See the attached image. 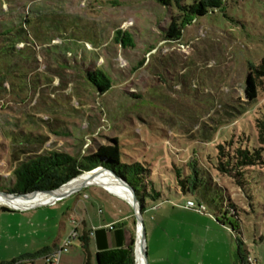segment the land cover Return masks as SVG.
Listing matches in <instances>:
<instances>
[{
    "label": "rangeland",
    "instance_id": "obj_1",
    "mask_svg": "<svg viewBox=\"0 0 264 264\" xmlns=\"http://www.w3.org/2000/svg\"><path fill=\"white\" fill-rule=\"evenodd\" d=\"M171 19L170 9L148 0H0V50L2 41L18 42L10 44L17 50L12 57H0V184L13 183L11 133L43 136V154L78 162L117 138L123 163H148L156 176L163 173L158 189L167 199H146L143 214L149 264H264V194H256L251 213L236 179L209 181L197 153L198 145L209 147L236 125L243 130L248 113L252 120L264 113V84L256 104L246 94L253 66L264 60V0H225L222 10L186 25L177 38L167 37ZM118 31L130 33L134 47L118 43ZM95 69L113 83L103 95L86 77ZM174 163L224 190L243 230L222 226L208 214L224 221L225 213L208 204L203 215L185 207L187 198L172 195L177 185L162 169ZM94 190L26 212L0 206V262L63 246L72 221H80L78 201L90 202L86 194L101 204V211H90L96 224L104 227L123 214L122 206ZM132 222V229L107 234L132 230L135 264ZM100 253L93 241L91 264ZM87 258L77 239L63 264H87Z\"/></svg>",
    "mask_w": 264,
    "mask_h": 264
},
{
    "label": "trees",
    "instance_id": "obj_2",
    "mask_svg": "<svg viewBox=\"0 0 264 264\" xmlns=\"http://www.w3.org/2000/svg\"><path fill=\"white\" fill-rule=\"evenodd\" d=\"M155 1L159 5L170 9L172 19L167 30L168 38L181 36L182 29L201 18L222 10L225 0H148ZM116 41L124 47H134V40L130 33L116 32ZM5 43V44H3ZM18 42L2 41L0 57H12L17 50L14 48ZM10 44H14L13 46ZM91 86L103 95L109 92L113 83L110 77L101 69L91 70L86 73ZM264 84V60L257 66H253L252 73L247 83L246 94L253 104L258 101L259 89ZM256 115L254 120L249 113L240 122L243 130L238 129L234 133L221 136L219 140L212 141L209 147L197 146V153L202 161L206 163L208 180L213 176L222 178L230 176L236 179V185L244 191V195L254 213V198L257 193L264 194V113ZM249 126V127H248ZM249 128V129H248ZM230 130V129H229ZM12 135V133H11ZM10 141L15 146L11 152L10 163L12 169L13 183L9 188L0 184V191L15 195H28L35 192L55 191L70 181L90 172L95 168H105L127 181L135 190L136 195L143 206V214L147 211L146 199L153 203H161L166 200V195L159 191L157 177L162 180V174L157 176L150 164L145 163H123V152L119 139L112 140L109 145L100 146L95 153L78 162L74 158L63 155L42 153L45 144L44 137L31 132L13 133ZM163 172L172 173V183L176 184L170 188L172 195L187 198L199 205L206 207V204L215 208L218 213H225V220L219 221L216 216L206 212L225 228L240 230L242 227L241 215L231 204L227 206L228 198L225 191L216 185L198 181V173L193 177L187 176L183 165L174 163L171 167L162 169ZM2 182V181H1ZM163 183V182H162ZM262 188V190H261ZM9 212L6 207L1 208ZM245 215H251L245 212ZM230 216L233 222L229 221ZM116 229V227H115ZM243 230V229H242ZM82 248L87 253V264H91V239L90 235L83 233L79 238ZM133 244L125 250L104 252L97 255V264H133Z\"/></svg>",
    "mask_w": 264,
    "mask_h": 264
},
{
    "label": "crops",
    "instance_id": "obj_3",
    "mask_svg": "<svg viewBox=\"0 0 264 264\" xmlns=\"http://www.w3.org/2000/svg\"><path fill=\"white\" fill-rule=\"evenodd\" d=\"M92 188H95L96 190H94V193L97 194V196H102L105 197L106 199H109V201H114L116 203H118L120 206L123 207L124 212H122V215H119L117 218H115L114 220L110 221L108 224L101 226L100 224H96L95 220L93 218V216L90 214V211L92 208H97L102 209L101 204L98 203L97 199H92L90 196L88 197V195L86 194L85 196L87 197L86 199H88L87 204L83 201V199L78 201L79 207L77 209H75L74 214H76V216L80 217V221L78 222L79 224V232H80V236H82V234L85 232L87 234L90 235V239H91V244L94 241L95 245H97V249L99 250V252H110V251H119V250H125L128 247L131 246V242H133V233L131 230V233L129 231H123L120 232L119 234H115V236H108V231L107 229H105L106 226L108 225H113V224H117L118 226L116 227L118 228H124V227H129L130 229H132L131 225H132V221L135 219L134 216V211L133 208L131 207V205L126 202V200L122 199L121 197L111 193L110 191L103 189L101 187L98 186H93ZM83 205V206H82ZM82 206V208H81ZM80 209V212L78 211ZM87 220H90L91 226L88 225ZM100 225V226H99ZM105 229V230H103ZM111 232V231H109ZM106 233V234H105ZM61 247L60 244L55 245L53 248H48L45 251H43V253H38L37 255H31V253H24L22 255H18L16 257H14L15 259H29V258H36V257H40L43 256L57 248ZM64 255V254H63ZM63 255L61 257L60 260V264L64 263L63 260ZM17 261V260H16ZM15 262V261H14ZM0 264H4L3 262H0ZM9 264V263H8ZM11 264V263H10Z\"/></svg>",
    "mask_w": 264,
    "mask_h": 264
},
{
    "label": "bare ground",
    "instance_id": "obj_4",
    "mask_svg": "<svg viewBox=\"0 0 264 264\" xmlns=\"http://www.w3.org/2000/svg\"><path fill=\"white\" fill-rule=\"evenodd\" d=\"M93 176V178H91ZM104 184L111 192L118 194L122 199H131L127 190H125L112 175L99 170L94 175H85L72 180L69 184L62 187L55 194L38 193L27 198H6L0 196V206L15 208L20 210H28L48 204H53L61 198L80 190L87 182ZM99 187V186H98ZM104 189V188H103ZM127 202V201H126ZM135 243V264H145L143 256V237L141 231L137 232Z\"/></svg>",
    "mask_w": 264,
    "mask_h": 264
},
{
    "label": "water",
    "instance_id": "obj_5",
    "mask_svg": "<svg viewBox=\"0 0 264 264\" xmlns=\"http://www.w3.org/2000/svg\"><path fill=\"white\" fill-rule=\"evenodd\" d=\"M99 170H103L104 172L112 175L114 177V179L125 189L129 192L130 196H131V199H124L126 200L130 205L131 207L133 208V211H134V216H135V219H136V223H137V232L140 230L141 231V234H142V237H143V256H144V260H145V264H149V261H148V244H147V235H146V228H145V223H144V217H143V206L141 204V202L139 201L137 195H136V192L134 190V188L125 180H123L122 178H120L119 176H117L115 173L105 169V168H102V167H98V168H95L93 169L92 171L90 172H86L85 175H94L95 173H97ZM83 176V175H82ZM81 177V176H80ZM79 178V177H78ZM91 178H93V176H91ZM77 179V178H76ZM75 180V179H74ZM71 182V181H70ZM69 182V183H70ZM67 183V184H69ZM66 184V185H67ZM65 186V185H64ZM62 186V187H64ZM93 186H99L101 188H104L108 191H110L104 184H100V183H94V182H87L80 190L70 194V195H67L65 196L64 198H61L60 200L56 201L54 204L64 200V199H67V198H70L72 196H75L76 194L80 193L81 191H83L84 189L86 188H89V187H93ZM61 187V188H62ZM61 188H59L58 190H55V191H42V192H35V193H32V194H28V195H15V194H10V193H4V192H1L0 191V196H3V197H6V198H27L29 196H32V195H36L38 193H46V194H55L56 192H58ZM111 192V191H110ZM113 193V192H111ZM115 195L118 196V194L116 193H113ZM120 197V196H119ZM53 204H48V205H44V206H40V207H35V208H31V209H28V210H20V209H15V208H8L6 207L9 212H26V211H30V210H34V209H38V208H41V207H46V206H52Z\"/></svg>",
    "mask_w": 264,
    "mask_h": 264
},
{
    "label": "built area",
    "instance_id": "obj_6",
    "mask_svg": "<svg viewBox=\"0 0 264 264\" xmlns=\"http://www.w3.org/2000/svg\"><path fill=\"white\" fill-rule=\"evenodd\" d=\"M185 207L191 210H197L200 214H205L206 212V207L203 205H199L194 201H186ZM72 224L75 226L73 232L66 238L63 246L43 255L40 257L36 258H29V259H20L12 264H60V260L63 254L69 253L70 248H71V242L74 240L79 239L80 232H79V224L76 220L72 221ZM106 229L110 231L115 230V226L111 225L107 227Z\"/></svg>",
    "mask_w": 264,
    "mask_h": 264
}]
</instances>
